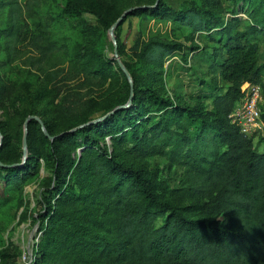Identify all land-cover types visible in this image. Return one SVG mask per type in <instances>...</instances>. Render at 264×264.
<instances>
[{
	"label": "trees",
	"instance_id": "trees-1",
	"mask_svg": "<svg viewBox=\"0 0 264 264\" xmlns=\"http://www.w3.org/2000/svg\"><path fill=\"white\" fill-rule=\"evenodd\" d=\"M231 1L237 2L235 10L242 9L248 21L238 11L223 6L222 0H183L177 8L166 0L152 5L154 0L147 3L152 6L136 7L128 13L147 12L177 19L191 29L195 39L200 33L219 34L222 54L214 66L227 86L212 96L210 109L179 104L161 96L150 82L126 65L133 80L132 98L126 106L106 114L108 110L101 119L85 120L58 132L51 131L42 120L54 135L52 139L38 122V135L43 142L39 153L30 134L36 119L29 120L27 145L30 147L32 142L37 158H51L53 173V183L47 185V223L41 237H51L52 243L40 251L35 264H82L97 259L103 264H264V132L258 135V145L263 144L258 149L252 135L242 133L229 118L244 81L259 83L264 96V59L259 49V33L264 31V0ZM80 11L78 3L67 0L61 13L72 15ZM96 14L103 24L110 25L99 12ZM17 27L13 18L10 28L2 34L7 37V44L18 37ZM177 48L170 41L150 42L143 48L142 56L145 61L162 66ZM52 49L47 44L40 51L45 55ZM111 66L109 63L106 68ZM117 66L121 69L118 62ZM104 69L87 68L86 72L103 73ZM127 85L130 91L128 81ZM140 87L147 92L150 103L159 105L157 110L163 116L183 112L198 130L204 122L211 125L216 137L217 145L209 155L194 152L187 156L185 174L177 187L158 184L142 167L119 160L115 152L108 151L105 141L99 140L97 131L103 127L106 131L101 139L105 134L123 135L126 126L135 129L149 121L142 114L131 120L140 113ZM5 90L0 78V101ZM261 115L264 120V106ZM119 117L130 119L131 124H123ZM163 124L160 119L148 128L144 151L153 149ZM0 132L5 133L1 125ZM67 139L77 141L81 152H76V147L59 151L60 141ZM3 156L0 153V161L12 165H0V175L3 173L6 186L18 189L28 178L32 158L26 163H12Z\"/></svg>",
	"mask_w": 264,
	"mask_h": 264
},
{
	"label": "rangeland",
	"instance_id": "rangeland-1",
	"mask_svg": "<svg viewBox=\"0 0 264 264\" xmlns=\"http://www.w3.org/2000/svg\"><path fill=\"white\" fill-rule=\"evenodd\" d=\"M66 1L0 0V78L6 88L0 101V125L5 131L1 136L0 153L12 163H26L32 158L28 178L20 188L6 186L3 173L0 175V264H35L40 251L47 250L52 243L51 237L41 239L47 223L44 218L48 205L47 185L53 183L52 160L37 158L32 142L23 153L25 118L36 114L47 122L51 131L58 132L98 118L114 106L127 102L129 80L117 66L109 27L127 7L154 2L71 0L80 5L81 11L68 15L61 13ZM182 1L166 0L176 8ZM222 4L231 11H238L237 14L248 21L242 9L235 10L237 2L222 0ZM96 12L111 22L110 25L103 24ZM13 18L18 23V37L7 44V37L2 34L10 28ZM113 35L124 65L173 102L210 109L212 96L227 86L214 66L222 54L217 32L200 33L195 39L191 29L177 19L143 12L128 14L114 27ZM156 41H170L178 46L162 66L155 61H145L142 56L143 48ZM47 44L53 49L44 55L40 50ZM259 49L264 59V31L259 33ZM109 63L112 66L108 69ZM99 67L105 68L103 73L86 72L87 68ZM139 90L143 95L140 113L131 120L142 114L148 116L149 121H141L135 129L126 126L123 135L116 132L113 137L105 134L101 139L106 131L103 127L97 131L99 140H104L108 151L115 152L119 160L142 167L158 184L177 187L185 174L187 156L194 152L209 155L217 145L216 137L211 125L204 122L198 130L183 112L163 116V112L157 110L159 105L146 99L147 92L143 88ZM121 117L123 124H131L130 119ZM160 119L164 123L163 130L153 142V149L144 151L148 128ZM39 126L36 120L30 132L38 153L43 149ZM77 144L75 140H61L59 151L73 149ZM254 144L258 149L263 147L262 143L258 145V140ZM75 150L81 152L80 147ZM103 263L98 259L82 262Z\"/></svg>",
	"mask_w": 264,
	"mask_h": 264
},
{
	"label": "built area",
	"instance_id": "built-area-1",
	"mask_svg": "<svg viewBox=\"0 0 264 264\" xmlns=\"http://www.w3.org/2000/svg\"><path fill=\"white\" fill-rule=\"evenodd\" d=\"M241 89L242 93L235 100L229 118L242 133L252 135L255 142L258 135L264 132V120L261 115L264 106L262 88L257 82L244 81Z\"/></svg>",
	"mask_w": 264,
	"mask_h": 264
},
{
	"label": "water",
	"instance_id": "water-1",
	"mask_svg": "<svg viewBox=\"0 0 264 264\" xmlns=\"http://www.w3.org/2000/svg\"><path fill=\"white\" fill-rule=\"evenodd\" d=\"M158 2V0H155V3L152 4V5H155L156 3ZM152 5H149V4H142V5H134V6H130V7H127L126 9H124L122 11V13L118 16V18L111 24V26L109 27V31H110V34H111V37L114 41V56L119 64V66L122 68V70L124 71V73L126 74L128 80H129V83H130V95H129V99L126 103L122 104V105H118V106H115L114 108H112L111 110H109L106 114L112 112L114 109L118 108V107H122V106H126L130 101H131V98H132V91H133V80H132V77L130 75V72L128 71V69L126 68V66L124 65V63L122 62V60L119 58L118 56V53H117V50H116V43H115V39H114V35H113V30H114V27L121 23L125 17L127 16L128 13H130L134 8L136 7H147V6H152ZM106 114L98 117V118H95V119H92L91 121H95V120H98V119H101L102 117H104ZM31 119H36L40 125H41V128L44 132V134L46 136H48L49 138H53L54 135H51L48 130L45 128L44 126V123L42 121L41 118H39V116H37L36 114H29L25 120H24V133H23V138H22V147H23V153L26 152V146H27V142H26V136H27V124L29 122V120ZM1 132H0V141H1ZM25 156V154H24ZM0 165H3V166H9V165H12L11 163H2L0 161Z\"/></svg>",
	"mask_w": 264,
	"mask_h": 264
}]
</instances>
